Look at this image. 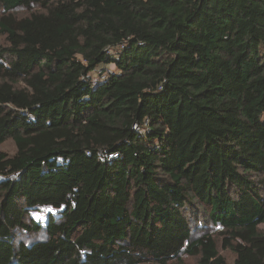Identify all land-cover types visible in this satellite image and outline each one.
Here are the masks:
<instances>
[{
	"label": "trees",
	"instance_id": "16d2710c",
	"mask_svg": "<svg viewBox=\"0 0 264 264\" xmlns=\"http://www.w3.org/2000/svg\"><path fill=\"white\" fill-rule=\"evenodd\" d=\"M0 7V264H264V0Z\"/></svg>",
	"mask_w": 264,
	"mask_h": 264
},
{
	"label": "rangeland",
	"instance_id": "374dc122",
	"mask_svg": "<svg viewBox=\"0 0 264 264\" xmlns=\"http://www.w3.org/2000/svg\"><path fill=\"white\" fill-rule=\"evenodd\" d=\"M16 11H17V14L19 16L28 15V10L25 8H19ZM0 12H2V14L4 13L2 7H0ZM0 42H2V43L6 42L5 37L1 33H0ZM102 67H106L107 69H110V70H115V67L112 65H103L99 68V71L102 70ZM94 76L98 77L97 74ZM262 120L264 121V114H263ZM0 150L5 151L9 154H13L16 150V146L12 140H8L2 146H0ZM33 212H34V215L36 216L37 219L44 222L46 220L47 214L49 212H52V209H50V207H40L39 209H37ZM261 228L264 231V224L261 225ZM220 252L225 256L227 264H234L235 263L236 255L233 251H231L229 249L225 250L221 247ZM196 262H197L196 257L184 256L182 261L175 262L173 264H196Z\"/></svg>",
	"mask_w": 264,
	"mask_h": 264
}]
</instances>
